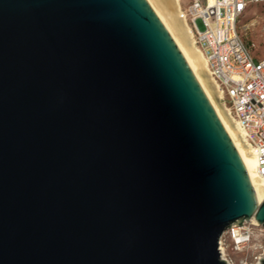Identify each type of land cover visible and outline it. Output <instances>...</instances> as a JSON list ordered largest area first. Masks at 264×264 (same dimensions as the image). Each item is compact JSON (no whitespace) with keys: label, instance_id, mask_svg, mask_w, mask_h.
I'll return each instance as SVG.
<instances>
[{"label":"water","instance_id":"1","mask_svg":"<svg viewBox=\"0 0 264 264\" xmlns=\"http://www.w3.org/2000/svg\"><path fill=\"white\" fill-rule=\"evenodd\" d=\"M252 216L241 148L148 0H0V264H227L219 236Z\"/></svg>","mask_w":264,"mask_h":264},{"label":"built area","instance_id":"2","mask_svg":"<svg viewBox=\"0 0 264 264\" xmlns=\"http://www.w3.org/2000/svg\"><path fill=\"white\" fill-rule=\"evenodd\" d=\"M262 3L264 0H191L180 7V17L189 25L221 100L252 149L257 174L264 181V58L253 57L237 29L239 18L252 5ZM197 19H201L202 29ZM249 224L233 223L219 236L218 249L227 264H234L225 253L229 242L235 251L250 247ZM240 264H248V260L242 259Z\"/></svg>","mask_w":264,"mask_h":264},{"label":"bare ground","instance_id":"3","mask_svg":"<svg viewBox=\"0 0 264 264\" xmlns=\"http://www.w3.org/2000/svg\"><path fill=\"white\" fill-rule=\"evenodd\" d=\"M148 1L174 38L191 69H193L198 75L202 85L207 90L228 129L235 136L248 163L256 197L258 201L261 202L264 200V181H262L257 174L253 151L245 142L240 128L230 114L227 106H225L221 100L220 91L208 71L203 53L194 42L189 25L180 17V0ZM247 222L259 225L253 216Z\"/></svg>","mask_w":264,"mask_h":264},{"label":"rangeland","instance_id":"4","mask_svg":"<svg viewBox=\"0 0 264 264\" xmlns=\"http://www.w3.org/2000/svg\"><path fill=\"white\" fill-rule=\"evenodd\" d=\"M187 1H180V7ZM199 29L203 28L201 19L196 20ZM241 37L254 58H264V3L254 4L242 15L237 24ZM252 230L250 247L244 251H235L227 246L225 253L234 264H240L242 259L248 260V264H260L264 259V226L249 224ZM254 256L259 259H254Z\"/></svg>","mask_w":264,"mask_h":264},{"label":"crops","instance_id":"5","mask_svg":"<svg viewBox=\"0 0 264 264\" xmlns=\"http://www.w3.org/2000/svg\"><path fill=\"white\" fill-rule=\"evenodd\" d=\"M180 1H187V2L185 3V4H187V3L190 2L191 0H180ZM185 4H184V5H185Z\"/></svg>","mask_w":264,"mask_h":264}]
</instances>
